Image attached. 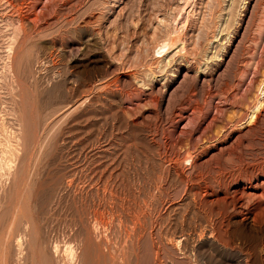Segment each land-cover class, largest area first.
Wrapping results in <instances>:
<instances>
[{
    "label": "rangeland",
    "instance_id": "rangeland-1",
    "mask_svg": "<svg viewBox=\"0 0 264 264\" xmlns=\"http://www.w3.org/2000/svg\"><path fill=\"white\" fill-rule=\"evenodd\" d=\"M259 88L264 0H0V264H264Z\"/></svg>",
    "mask_w": 264,
    "mask_h": 264
},
{
    "label": "bare ground",
    "instance_id": "bare-ground-1",
    "mask_svg": "<svg viewBox=\"0 0 264 264\" xmlns=\"http://www.w3.org/2000/svg\"><path fill=\"white\" fill-rule=\"evenodd\" d=\"M41 1V0H40ZM10 3V2H9ZM167 43V42H166ZM166 43L164 44V46H163V48H166ZM167 45H169V43L167 44ZM160 52H162V51H160ZM260 89V88H259ZM261 90V92H260V94L262 95V94H264V91H263V89H260ZM234 95H236V94H234ZM258 96H260V95H258ZM236 97V96H235ZM254 105V104H253ZM262 105H263V102L262 101H260V99H258V101L255 103V105L252 107V111H251V114H250V119L252 120V119H255V117L257 116V115H259L258 114V112H259V110L262 108ZM220 110V109H219ZM195 111V110H194ZM182 116V115H181ZM190 116V115H189ZM181 118V117H180ZM186 118V117H185ZM189 122H193L194 120H196V117H195V114H193L192 116H190L189 117V119H187ZM250 120V121H251ZM256 120V119H255ZM253 121V120H252ZM206 127V126H205ZM185 128V127H184ZM188 150V149H187ZM191 151V150H190ZM189 150L184 154V155H181V158H183L184 160V162L186 161V160H189V161H191V160H193V154L190 152ZM180 155V154H179ZM86 158V157H85ZM3 159V158H2ZM6 159L8 160V159H10L9 157L7 158L6 157ZM1 160V159H0ZM12 160V159H11ZM8 161V164H6L5 165V167L7 166V170L10 172V174H11V171H12V169H13V166H14V164L12 165V164H9V162L10 163H12V161ZM3 161H5V160H3ZM6 162V161H5ZM14 163V162H13ZM92 163V162H91ZM1 164H2V162H1ZM4 164V163H3ZM1 165V167L2 166H4V165ZM5 167H4V169H5ZM16 169V168H15ZM25 169V168H24ZM29 169V168H28ZM171 169V168H170ZM6 170V171H7ZM104 170V169H103ZM1 171H3L2 169H1ZM7 171V172H8ZM173 171V170H172ZM7 172H5L6 174H7ZM9 172H8V174H9ZM14 173V172H13ZM4 175V174H3ZM9 176V175H8ZM110 176V175H109ZM104 178V177H103ZM110 178V177H109ZM98 179V178H97ZM185 179V178H184ZM72 180H74V179H72ZM66 181H67V179H66ZM70 182H71V180H70ZM98 182V181H97ZM261 183V182H260ZM263 183H264V181H263ZM72 184V183H71ZM91 184V183H90ZM162 184V183H161ZM261 185V184H260ZM113 186V185H112ZM69 187V186H68ZM243 189V188H242ZM110 190V189H109ZM206 190V189H205ZM244 190V189H243ZM110 192V191H109ZM240 192V191H239ZM108 194V193H107ZM102 195V194H101ZM113 195V194H112ZM248 196L249 197H254V198H256V199H258L259 201V205H260V208L261 209H263L264 208V185L263 186H258V185H256L253 189H252V191L251 192H249V194H248ZM247 196V197H248ZM102 197V196H101ZM242 197H244V196H242ZM238 198V197H237ZM74 200V199H73ZM123 200V199H122ZM242 200V199H241ZM81 201V200H80ZM243 203V202H242ZM243 204H241L240 203V206H242ZM129 207V206H128ZM127 208V207H126ZM241 208V207H240ZM264 210V209H263ZM261 213V212H260ZM256 214V213H255ZM254 214V212L252 211V212H250L249 211V213H247L246 214V216H245V218H244V220L249 224V225H253V224H255L256 222H255V216L257 217L258 215H255ZM243 220V219H242ZM134 223V222H133ZM100 224V223H99ZM181 224V223H180ZM252 227V226H251ZM126 228V227H125ZM144 228V227H143ZM201 231H203V230H201ZM99 232V231H98ZM215 232V231H214ZM187 233V232H186ZM188 234V233H187ZM149 236V235H148ZM186 236V235H185ZM23 237V236H22ZM108 237V236H107ZM125 239V238H124ZM137 241V240H136ZM105 242V241H104ZM103 242V243H104ZM22 243V242H21ZM71 243V242H70ZM102 243V242H101ZM107 243V242H106ZM59 245V244H58ZM71 245V244H70ZM107 246V245H106ZM61 247V246H60ZM69 247V246H68ZM68 247H67V249H68ZM66 249V250H67ZM100 249H101V247H100ZM107 249V248H106ZM65 250V251H66ZM79 250V249H78ZM103 250H104V248H103ZM83 251V250H82ZM108 252V251H107ZM68 253H69V257H70V259H67L68 261L69 260H71L70 262H73V261H75V260H77V258H78V255H80V253H79V251H78V254H77V248H76V250L73 248V247H69V249H68ZM84 253V252H83ZM82 253V257H83V254ZM113 253V252H112ZM67 254V253H66ZM103 254V253H102ZM109 254V253H108ZM103 257V256H102ZM66 258H68V257H66ZM80 259H81V257L79 256V262L78 263H80ZM108 260H109V258H108ZM84 262V261H83ZM76 262H74V264H75ZM77 263V264H78ZM65 264V263H64ZM71 264V263H70ZM73 264V263H72Z\"/></svg>",
    "mask_w": 264,
    "mask_h": 264
}]
</instances>
